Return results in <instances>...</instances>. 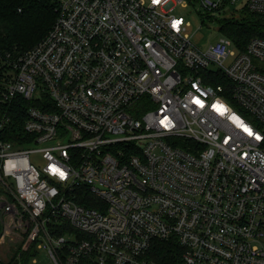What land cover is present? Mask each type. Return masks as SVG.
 Here are the masks:
<instances>
[{
  "label": "built area",
  "instance_id": "1",
  "mask_svg": "<svg viewBox=\"0 0 264 264\" xmlns=\"http://www.w3.org/2000/svg\"><path fill=\"white\" fill-rule=\"evenodd\" d=\"M184 1L57 0L46 35L0 57L4 253L162 264L150 248L173 241L178 264H264V37L199 48Z\"/></svg>",
  "mask_w": 264,
  "mask_h": 264
},
{
  "label": "trees",
  "instance_id": "2",
  "mask_svg": "<svg viewBox=\"0 0 264 264\" xmlns=\"http://www.w3.org/2000/svg\"><path fill=\"white\" fill-rule=\"evenodd\" d=\"M57 0H0V57L6 53H20L36 45L56 19ZM245 17L221 19L225 35L232 38L239 49L253 36L264 37V15L245 13ZM150 257L162 264H178L180 247L173 241H155ZM37 252L32 246L16 252L7 263L29 264ZM83 264V263H81Z\"/></svg>",
  "mask_w": 264,
  "mask_h": 264
},
{
  "label": "rangeland",
  "instance_id": "3",
  "mask_svg": "<svg viewBox=\"0 0 264 264\" xmlns=\"http://www.w3.org/2000/svg\"><path fill=\"white\" fill-rule=\"evenodd\" d=\"M200 7V8H199ZM239 2H235V5L231 3H224L219 6V9L212 11H205L201 9L199 3L189 2L185 0L183 5L178 4L174 7V12L182 15L187 23V35L191 42L199 48H205L210 43L214 42L218 37L224 34L222 27L220 28V22L223 15L237 16L242 13V10L238 8ZM205 15V16H204ZM245 17L239 16L238 19ZM227 63V62H226ZM32 159L35 161H41L39 157L32 154ZM2 225L0 223V231ZM0 247V261L7 263L10 260V255L13 250H9L4 253V249ZM29 264H54L51 259L46 255L45 250H38L35 254V258H31Z\"/></svg>",
  "mask_w": 264,
  "mask_h": 264
}]
</instances>
